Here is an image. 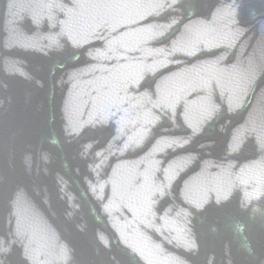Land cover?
Returning <instances> with one entry per match:
<instances>
[{
	"label": "water",
	"instance_id": "obj_1",
	"mask_svg": "<svg viewBox=\"0 0 264 264\" xmlns=\"http://www.w3.org/2000/svg\"><path fill=\"white\" fill-rule=\"evenodd\" d=\"M0 264H264V0H0Z\"/></svg>",
	"mask_w": 264,
	"mask_h": 264
}]
</instances>
